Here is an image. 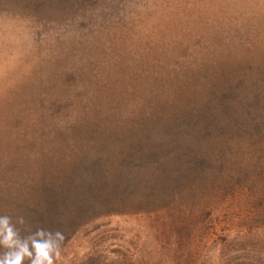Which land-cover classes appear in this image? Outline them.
Segmentation results:
<instances>
[{"label":"rangeland","instance_id":"1","mask_svg":"<svg viewBox=\"0 0 264 264\" xmlns=\"http://www.w3.org/2000/svg\"><path fill=\"white\" fill-rule=\"evenodd\" d=\"M152 149L174 208L93 210L56 264H264V0H0L7 213Z\"/></svg>","mask_w":264,"mask_h":264},{"label":"trees","instance_id":"2","mask_svg":"<svg viewBox=\"0 0 264 264\" xmlns=\"http://www.w3.org/2000/svg\"><path fill=\"white\" fill-rule=\"evenodd\" d=\"M157 150L152 149L145 153H140V151L136 150L134 153L126 155L127 158L125 160L121 159L122 151L120 155L121 161L119 160L115 168H112V166L111 168H103L104 160H102V156H96L94 158L95 161L93 160V170H97L99 174L101 173L100 176L105 178V180H100L99 177L95 176L91 177V181L83 178L81 187L75 188L70 203L68 205L65 204V206L63 205L65 199L63 200L62 194L58 193L59 189H49L53 193L48 194L47 192V195L37 198L36 201L32 200L31 202L29 198L23 200L21 209L26 213L27 225L32 230L37 227L61 230L65 237L62 243L63 246L87 219V216L92 215L93 210L106 209L110 211L119 207H139L141 209V205L150 208L151 211H157V209H166L167 211L170 208H174L172 206L178 201L179 194V192H174L177 187L174 184L179 182V178L175 174L160 176L165 171L164 164L159 162ZM146 171L149 172V175H152L150 183L152 187L150 186V190L156 191L155 194L157 196V200L154 202H150L147 198L132 192L135 189L140 191L144 189L146 183H143L142 179H140V174ZM7 200L8 197L6 196L0 197V212H5L0 214L11 215V213L6 212L3 206ZM61 205L65 207L64 213L61 211ZM180 233L181 227L175 228L173 236L177 238Z\"/></svg>","mask_w":264,"mask_h":264},{"label":"clouds","instance_id":"3","mask_svg":"<svg viewBox=\"0 0 264 264\" xmlns=\"http://www.w3.org/2000/svg\"><path fill=\"white\" fill-rule=\"evenodd\" d=\"M64 239L59 229L32 230L24 216L0 214V264H56Z\"/></svg>","mask_w":264,"mask_h":264}]
</instances>
